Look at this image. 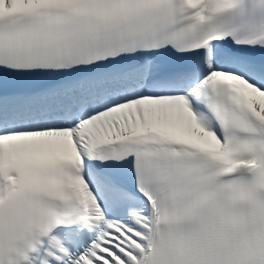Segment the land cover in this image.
<instances>
[{"label":"snow or ice","instance_id":"obj_1","mask_svg":"<svg viewBox=\"0 0 264 264\" xmlns=\"http://www.w3.org/2000/svg\"><path fill=\"white\" fill-rule=\"evenodd\" d=\"M0 264H264V0H0Z\"/></svg>","mask_w":264,"mask_h":264}]
</instances>
